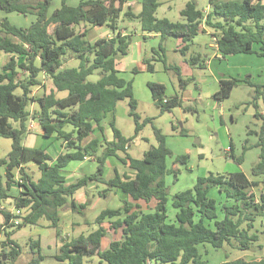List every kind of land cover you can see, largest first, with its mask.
Segmentation results:
<instances>
[{
	"label": "trees",
	"instance_id": "trees-1",
	"mask_svg": "<svg viewBox=\"0 0 264 264\" xmlns=\"http://www.w3.org/2000/svg\"><path fill=\"white\" fill-rule=\"evenodd\" d=\"M54 1L37 0L33 4L30 0H0V10L6 13L35 15L28 26L6 17L0 19V55H9L0 71V137L12 139L11 150L0 159V214L4 216L0 233L6 225L36 224L43 217L59 226L62 208L69 205L76 211L77 191L89 181L98 180L122 190L135 201L155 199V208L144 212L138 204L126 201L121 207L102 210L96 218L97 229L63 241L55 255L61 264H85L87 258L94 256L101 264H205L199 248L202 244L251 249L260 237L251 232L254 223L258 216L264 219V123L257 133L256 146L261 151L252 167L253 176L242 170L199 176L193 188L174 194L172 206L176 212L171 218L165 181V174L170 171L167 159L171 150L166 135L154 127L157 145L145 150L141 158L128 151L143 126L153 119L146 117L141 122L132 80L121 76L117 68L119 58L127 54L133 40V32L123 34L119 21L121 17L138 19L144 32L159 33L162 39L174 36L185 43L183 53L200 32L212 28L223 57L239 53L264 57V0H209L207 12L198 6L197 0H188L181 9L184 21L158 17L161 0H142L138 13L126 5L128 0H79L76 5L70 4V0H60V6L51 12ZM92 26H107L109 34L92 42L88 39ZM74 58L80 60L79 64L67 65ZM145 62L153 71L151 60ZM175 70L180 82L186 83L188 79L182 77L180 67ZM95 73L99 78L90 80L89 76ZM45 76L57 91H67V95L57 97L55 90L35 95L33 88L43 86ZM243 82L254 87L251 103L258 108V100L264 101V84H254L248 79H221L215 97H229L233 88ZM148 87L162 112L183 104L179 94L167 97L164 83L148 82ZM123 99L129 100L135 134L125 136L114 117L110 121L113 137L108 140L103 121ZM30 104L36 105L33 110L28 108ZM256 116L264 120L263 113L257 112ZM31 119L38 120L43 136L56 134L62 139L65 151L54 158L46 148L26 146L23 139ZM12 121L20 126L14 127ZM69 125L72 128L68 130ZM96 130H100L104 142L92 137L82 144ZM231 149L232 157L242 163L244 155L236 156L233 145ZM88 155L98 160L97 171L69 182L64 170L71 161L84 160ZM111 156L128 165L134 175L115 171L114 176L106 179L104 166ZM187 159L188 155H181L177 161L186 163ZM31 162L37 170L29 166ZM173 172L177 176L179 170ZM15 184L20 189L12 196L9 191ZM259 186L263 190L257 195L253 188ZM213 190L224 199L212 195ZM8 197L14 198L15 207L27 210L19 225L11 223L13 214L3 204ZM80 206L86 208L84 203ZM105 220H109L110 229L121 231V238L111 240L107 248L102 247V239L109 232ZM0 245V264H16L22 252L20 245L9 237L0 241ZM30 246L38 256L28 264H40L44 258L40 240H31ZM221 264H264V257H239Z\"/></svg>",
	"mask_w": 264,
	"mask_h": 264
},
{
	"label": "rangeland",
	"instance_id": "rangeland-1",
	"mask_svg": "<svg viewBox=\"0 0 264 264\" xmlns=\"http://www.w3.org/2000/svg\"><path fill=\"white\" fill-rule=\"evenodd\" d=\"M33 4L37 0H30ZM138 2V5L132 6V11L138 13L142 7V0H129ZM188 0H161L157 16L168 17L174 21H184L181 15V9L185 7ZM200 8H206L209 0H197ZM79 0H70L69 3L76 5ZM60 0H55L51 7V12L55 7L60 6ZM8 18L11 22L19 25L28 26L35 20V15L27 17L18 13H6L0 11V19ZM135 21V22H134ZM130 21L129 18L121 17L120 26L128 31H134L139 24ZM107 26L90 27L88 39L94 41L95 35L102 33V29ZM52 29V27H51ZM104 29V30H105ZM209 31L215 32L214 29L208 28ZM106 31V30H105ZM126 31V30H125ZM103 34V33H102ZM101 34V35H102ZM139 42V43H137ZM176 37H168L162 40L161 37L142 36L139 40H133L129 54L119 58V68L121 75L127 80H132L134 96L138 100L137 112L141 115V122L146 117L152 118V122H147L138 137L135 138L128 151L133 157L141 158L145 150L152 145H157L158 141L155 136L154 127L162 130L166 135V142L171 150V155L167 159L169 172L165 174V181L168 188L169 197V215L174 217L175 209L172 206V199L176 192L193 188L197 178L209 173L229 174L236 171H244L248 176L252 175V167L258 161L260 147L256 146L258 134L264 123L263 118L256 116L257 112L264 114V101L259 99V107H255L251 100L254 95V87L244 82L235 86L229 97L217 99L216 92L220 89V80L223 78L238 77L248 79L254 84H264V57L257 54H233L223 57L221 54L217 57V50L210 46L213 36L210 33H201L190 42L189 49L183 53L178 46ZM164 51V52H163ZM138 55L151 60L154 64V70L149 71L147 68L141 69L143 61L137 60ZM196 57V59H192ZM160 58V59H159ZM9 60V55L2 53L0 56V71L2 66ZM164 60L166 63H164ZM70 66H77L80 60L75 58ZM146 65V64H145ZM179 66L183 78L188 79L181 83L175 67ZM138 67L139 72H133V68ZM98 73L89 76L90 80H97ZM191 78V79H190ZM193 78V79H192ZM148 82H159L166 85L168 96L179 94L183 98V104L173 108L171 111L162 112L160 107L152 100L151 90ZM51 86V85H49ZM48 86L47 89L50 87ZM39 87V88H38ZM33 88V92L40 95L44 91V86ZM46 89V90H47ZM35 104H30L29 109L33 110ZM130 105L128 99L120 100L115 110L107 115L103 121L105 135L108 140L113 137V130L110 121L115 117L116 126L125 136L135 134L134 117L130 115ZM14 127H19V122L12 121ZM35 127L24 135L23 143L29 147L47 148L51 156L56 153V134L53 137H45L41 133V127L38 120L34 119ZM72 128L71 125L67 129ZM100 138L103 140L102 134ZM88 140L85 141V143ZM236 156L244 155L242 163H238L231 155V146ZM12 147V139L0 137V159L7 156ZM101 152V151H100ZM97 153V154H100ZM120 155L122 153L120 152ZM188 155L186 163L177 161L178 156ZM108 162V168L105 164V178L114 176V164L120 169V172L130 174L127 165L116 156H111ZM32 169L37 170L35 163H30ZM99 166L97 159L73 160L68 165L67 177L70 182L77 181L85 175L94 174ZM107 168V170H106ZM1 170H3L1 168ZM173 170H179L175 176ZM38 176V174H36ZM10 195L18 193L19 186L14 185ZM262 187H254V191L259 195ZM86 200V208L83 209L79 202L81 198ZM78 201L76 211L70 206L62 208L63 217L59 226L52 225L51 220L46 217L41 218L36 224H24L18 226H7L0 233V241H16L21 247V256L17 259L16 264H28L33 257L38 254L31 249V240L39 239L41 242V253L44 258L40 264H61L55 255L59 252L60 246L64 240H70L81 234H88L91 230L98 228L96 218L99 213L106 208H118L126 201L134 205H141L145 212L154 210L153 203L155 199L147 202L145 200L135 201L133 198L117 188L110 187L107 183L92 180L86 187L77 191L74 196ZM80 200V201H79ZM4 206L9 211L14 208V198L8 197L3 201ZM71 210L70 213H68ZM27 210L23 209L26 213ZM4 216L0 214V223H3ZM81 222L78 226L70 228L71 221ZM109 220L105 221L108 229L107 235L103 238L102 247L107 248L111 239L121 238V232H115L110 229ZM60 235H57V232ZM253 232L259 234V240L252 243L249 250L233 248L226 244L223 248H214L211 244L199 246L202 260L205 264H221L227 259L244 257L255 259L264 257V224L263 217L258 216L255 222ZM0 245V252H1ZM85 264H101L98 257L87 258ZM102 264H107L103 262ZM154 264H156L154 262Z\"/></svg>",
	"mask_w": 264,
	"mask_h": 264
},
{
	"label": "crops",
	"instance_id": "crops-1",
	"mask_svg": "<svg viewBox=\"0 0 264 264\" xmlns=\"http://www.w3.org/2000/svg\"><path fill=\"white\" fill-rule=\"evenodd\" d=\"M138 2H131V1H127V6L128 5H130L131 6V10H132V6H133V4L134 5H138L137 4ZM209 9H210V4L208 3L207 5H206V8H204V10L207 12V11H209ZM0 11H2V10H0ZM134 12V11H133ZM25 17H27V16H25ZM4 18V17H3ZM130 21H134L135 19H129ZM137 21V23L139 24V26H138V28H136V30H134V31H128L127 30V28L126 27H124L123 29L121 28V30H122V33L123 34H127V33H132L133 32V40H139V38H141V36L144 38V39H147L148 37H161L160 36V34L159 33H155V32H150V33H147V32H144V31H142V29H141V23H140V21L138 20V19H136ZM135 22V21H134ZM206 28V27H205ZM105 29V28H104ZM102 29L101 31H102V35L101 34H99V35H95V37L96 38H94V41L96 40V39H98L100 36H103V35H105V34H109V31H107V29ZM126 30V31H125ZM201 33H210L212 36H213V41H214V39L216 40V36H215V32H211V31H209V29L208 28H206V31L205 32H200L199 34H201ZM198 34V35H199ZM197 35V36H198ZM168 37H173V36H171V35H169V36H167L165 39H167ZM133 40H132V42H133ZM162 40H164V39H162ZM94 41H92V42H94ZM194 41V40H193ZM137 43H139V42H137ZM178 46L180 47V48H178V49H182L183 48V46L185 45V43L184 42H182L181 40H178ZM190 45V44H189ZM189 45H188V47H189ZM132 46V43H131V45H130V47ZM210 46L211 47H213V48H216V50H217V54H216V56L218 57L219 56V54H220V52L218 51V49H217V45L215 46V44L213 43H211L210 44ZM130 47H129V49H128V52H127V54L126 55H124V56H127L130 52H129V50H130ZM164 52V51H163ZM1 56V55H0ZM123 56V57H124ZM75 59V58H74ZM74 59H70L68 62H67V65H71L73 62H75V61H73ZM160 59V58H159ZM137 60H141V61H143V64H142V67H141V69L143 70L144 68H147V70H149L148 69V65H147V63L145 62V58H142V56L140 55H138V57H137ZM76 63V62H75ZM146 64V65H145ZM119 65H120V62L118 61L117 62V68L119 69V71H120V75H121V70H120V68H119ZM133 72L134 71H136L137 73L139 72V68L138 67H134L133 68V70H132ZM150 71V70H149ZM122 76V75H121ZM49 85H51V86H49ZM44 91L40 94V95H42L43 93H49V92H51L52 90H55V92H56V95H57V97H65L66 95H67V91H57V89L54 87V85H53V83H52V81H51V79L50 78H48V77H46L45 76V79H44ZM48 86L50 87L49 89H47L48 88ZM38 87V86H37ZM39 88V87H38ZM47 89V90H46ZM34 93V92H33ZM35 94V93H34ZM35 95H37V94H35ZM166 95H167V93H166ZM151 96H152V94H151ZM167 97H172V96H168L167 95ZM152 100H153V97H152ZM154 101V100H153ZM33 105V104H32ZM71 129V128H70ZM69 130V129H68ZM29 132V131H28ZM99 133H101L100 132V130H96L90 137H88V138H86L84 141H83V143L82 144H86L92 137H98V138H100V134ZM54 136V135H53ZM53 136H51V137H53ZM106 136V135H105ZM51 137H49V138H51ZM55 140L54 141H56L57 143H56V145H57V148H56V153L54 152V158H56L60 153H62V152H64L65 151V148H64V146H63V142H62V139H58L56 136H55V138H54ZM101 139V138H100ZM86 140H88L86 143H85V141ZM102 140V139H101ZM102 142H104V140H102ZM47 149V148H46ZM48 151V150H47ZM86 158H88V159H96L95 158V156L94 155H88ZM85 158V159H86ZM109 158H111V157H109ZM109 158H108V160H107V162H106V165H107V168H108V162L109 163H111V162H113V161H111V160H109ZM30 164V163H29ZM126 164H124V166H125ZM128 166V165H127ZM129 167V166H128ZM107 168H106V170H107ZM130 168V167H129ZM67 169V168H66ZM131 169V168H130ZM115 171H118L121 175H125V173H122V172H120V169L117 167V165L116 164H114V174H115ZM67 171L66 170H64V174L67 176V173H66ZM105 173H106V171H104V174H103V176L105 177ZM134 171L133 170H131L130 171V174H127V175H134ZM110 178V177H109ZM67 179H68V181L70 182V180H69V178L67 177ZM14 188L16 189V187L13 185V187H12V189L10 190V191H13L14 190ZM20 189V188H19ZM19 189L17 190L18 192H19ZM118 189V188H117ZM120 190V189H119ZM253 190H254V188H253ZM9 191V192H10ZM122 191V190H121ZM123 192V191H122ZM125 193V192H124ZM18 194V193H17ZM127 194V193H126ZM257 194V193H256ZM212 195H214V196H218V197H222L221 196V194L219 193V194H217L216 193V191H214L213 190V193H212ZM258 195V194H257ZM221 199H224V197H222ZM80 201V200H79ZM139 201V200H138ZM76 203L78 204V201H77V199H76ZM82 203H84L85 205L87 204V202H86V200H84V198L82 197L81 198V201L79 202V204H82ZM78 204V205H79ZM139 205V204H138ZM155 205H156V203L154 202L153 203V206H154V208H155ZM140 206V209L142 210V211H144V209H142V206L141 205H139ZM119 207H121V206H119ZM83 209H85V208H83ZM71 212V210L68 212V213H70ZM145 212V211H144ZM176 212V211H175ZM60 214H61V219H62V217H63V214L64 213H62V211H60ZM175 214V213H174ZM114 219V218H113ZM105 221H107V220H105ZM256 222V221H255ZM81 222H79L78 223V221H71L70 222V228L71 227H73L74 225H79ZM110 224V223H109ZM263 224H264V219H263ZM104 226L106 227V224H105V222H104ZM255 228V223H254V227L252 228V230H251V232H253V229ZM91 231H93V230H91ZM90 231V232H91ZM120 231V230H119ZM119 231H117V232H119ZM89 232V233H90ZM121 232V231H120ZM105 237V236H104ZM103 237V238H104ZM64 238L65 237H61V241H64ZM114 239H119V238H114ZM111 240H113V239H111ZM102 241H103V239H102ZM62 244H63V242H62ZM61 244V245H62ZM208 243H206V244H202V245H207ZM61 245H59L60 247H61ZM210 245V244H209ZM201 246V245H200ZM201 252V251H200ZM248 259V258H247ZM255 259H257V258H255ZM151 264H154V262H151Z\"/></svg>",
	"mask_w": 264,
	"mask_h": 264
},
{
	"label": "built area",
	"instance_id": "built-area-1",
	"mask_svg": "<svg viewBox=\"0 0 264 264\" xmlns=\"http://www.w3.org/2000/svg\"><path fill=\"white\" fill-rule=\"evenodd\" d=\"M34 127H35L34 120L31 119L29 122V125H28V131H31ZM11 212L13 214V216L10 220L11 223H13L15 225H19L20 223H22L23 217L25 215V213L23 212V209L14 207V208H12Z\"/></svg>",
	"mask_w": 264,
	"mask_h": 264
}]
</instances>
